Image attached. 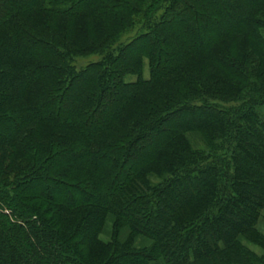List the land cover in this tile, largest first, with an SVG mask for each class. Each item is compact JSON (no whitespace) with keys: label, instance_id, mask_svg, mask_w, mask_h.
<instances>
[{"label":"trees","instance_id":"trees-1","mask_svg":"<svg viewBox=\"0 0 264 264\" xmlns=\"http://www.w3.org/2000/svg\"><path fill=\"white\" fill-rule=\"evenodd\" d=\"M262 108L264 0H0V264H264Z\"/></svg>","mask_w":264,"mask_h":264},{"label":"rangeland","instance_id":"rangeland-1","mask_svg":"<svg viewBox=\"0 0 264 264\" xmlns=\"http://www.w3.org/2000/svg\"><path fill=\"white\" fill-rule=\"evenodd\" d=\"M137 28H134V30H132L131 32L127 33L123 39L121 40V42H126L128 41L129 39H131L134 34L136 33L137 31ZM101 59V56L99 55H91V56H84V57H78L76 59V62H75V67L78 69V70H81V69H84L86 68L88 65L90 64H94L96 62H99ZM144 64V79L145 80H148L150 78V73H149V62L147 60H145L143 62ZM130 81H136L137 80V77L136 76H133L131 77L130 79H128ZM260 114L262 116V118L264 119V108H262L260 110ZM194 140V143L197 144L199 140V138L195 137L193 138ZM114 220L115 218L112 217V216H109L107 217L105 223H104V226H103V230L102 232H100L99 234V240L101 241H104L106 243H111L112 241H114L115 239V235H116V231L114 230ZM257 227L258 229L264 234V210L263 212L261 213V216L259 218V221H258V224H257ZM124 238L123 240H125L126 237H121V239ZM140 241L137 242V244H139ZM95 247H98V245H93V250L92 251H95ZM248 247L255 253L257 254H261L262 253V250L253 246V245H250L248 244ZM96 249H99L96 248Z\"/></svg>","mask_w":264,"mask_h":264}]
</instances>
